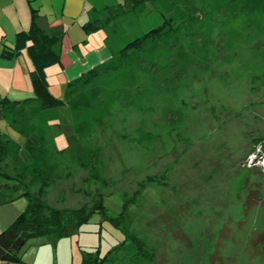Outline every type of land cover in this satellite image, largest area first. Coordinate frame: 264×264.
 I'll list each match as a JSON object with an SVG mask.
<instances>
[{
	"label": "rangeland",
	"instance_id": "obj_1",
	"mask_svg": "<svg viewBox=\"0 0 264 264\" xmlns=\"http://www.w3.org/2000/svg\"><path fill=\"white\" fill-rule=\"evenodd\" d=\"M135 13L111 42L117 68L78 83L64 107L0 90L62 130L33 147L5 134L10 173L55 208L103 195L117 217L126 204L121 228L142 248L116 264H264V0H146ZM161 24L163 36L120 56ZM74 235L100 255L124 238L99 212Z\"/></svg>",
	"mask_w": 264,
	"mask_h": 264
},
{
	"label": "crops",
	"instance_id": "obj_2",
	"mask_svg": "<svg viewBox=\"0 0 264 264\" xmlns=\"http://www.w3.org/2000/svg\"><path fill=\"white\" fill-rule=\"evenodd\" d=\"M132 5L130 0H0V90L10 83L13 88L33 94L29 78L32 62L26 51H20L11 59L1 56L4 48H14L17 32L30 28L33 11L40 16L39 24L43 29L61 38L57 47L60 63L46 69L50 90L58 97L62 91H68L70 82L110 60L116 51L111 42L121 39L125 31L123 20L131 21L134 15L138 17L136 8L129 10ZM6 98L12 101L28 98L4 97L0 100V122L17 131L16 134L5 131L11 140L22 143L26 139H35L37 134L49 138L62 131L33 118L30 105L12 107ZM53 127L57 129H54L56 133H53ZM25 205L23 198L1 205L0 230L7 227ZM76 230L70 229L68 236L60 239L53 236L30 239L20 264H81V250L85 246L75 239Z\"/></svg>",
	"mask_w": 264,
	"mask_h": 264
},
{
	"label": "trees",
	"instance_id": "obj_3",
	"mask_svg": "<svg viewBox=\"0 0 264 264\" xmlns=\"http://www.w3.org/2000/svg\"><path fill=\"white\" fill-rule=\"evenodd\" d=\"M133 5L129 9L134 10L146 0H130ZM40 16L33 11L31 26L28 30H21L16 33L15 44L12 50L4 48L1 56L11 59L20 51L25 50L32 62V69L29 71V78L32 86L34 99L38 101L41 109H60L66 105L67 98L73 93V87L78 83L88 85L98 78L102 73L117 68V65L109 64L110 60L99 67H96L76 80L68 84L66 98L62 99L55 96L50 90L46 69L54 64L60 63V54L57 51L61 38L43 29L39 24ZM91 30V25L88 26ZM164 24L151 28L142 36L125 44L119 51L120 56H126L130 51L141 49L149 40L158 39L165 33ZM7 103L12 107L20 106L29 99L22 101H12L7 99ZM20 104V105H19ZM5 132L0 128V206L11 203L19 198L26 201L24 210L5 228L0 230V264L4 262L17 264L22 263L23 253L28 241L41 236H53L60 239L68 236L70 229L79 228L88 222L94 212L102 214V220H110L111 224L120 229L124 238L113 245L104 255L96 250H81V264H116L120 253L127 254L126 250H131L136 255L141 252L142 243L128 230H123L121 224L126 213V204H123L117 217H108L103 203V195L98 198L91 206L84 205L79 208H55L50 206L45 200L39 197H32L28 186L20 179L19 173H10L6 160L8 145L3 143ZM70 143V141H68ZM29 147H33L31 141L25 140ZM67 147L60 149L59 152L67 150ZM15 170V167L12 168ZM42 179V176H40ZM142 254V253H141Z\"/></svg>",
	"mask_w": 264,
	"mask_h": 264
}]
</instances>
